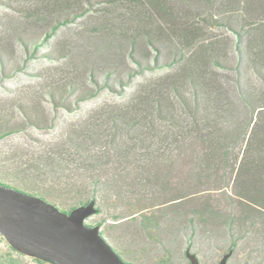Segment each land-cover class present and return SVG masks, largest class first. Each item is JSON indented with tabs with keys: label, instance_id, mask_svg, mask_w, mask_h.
I'll list each match as a JSON object with an SVG mask.
<instances>
[{
	"label": "rangeland",
	"instance_id": "rangeland-1",
	"mask_svg": "<svg viewBox=\"0 0 264 264\" xmlns=\"http://www.w3.org/2000/svg\"><path fill=\"white\" fill-rule=\"evenodd\" d=\"M161 1L174 20L160 17L148 0H0V135L8 132L0 139V183L44 194L62 212L79 206L91 187L82 185L72 146L85 134H105L107 111L171 74L153 66L154 55L177 58L186 33L194 47L223 39L227 25L264 19V0ZM132 40L133 56L149 70L139 72L131 61ZM128 68L138 73L129 77ZM173 195L172 186H143L121 198L99 191L100 211L84 222L98 226L126 264H189L187 251L198 264H218L229 252L226 264H264L263 242L253 234L241 237L222 219L191 216L202 206L230 209L225 196L201 192L176 205ZM0 264L47 263L15 251L0 235Z\"/></svg>",
	"mask_w": 264,
	"mask_h": 264
},
{
	"label": "trees",
	"instance_id": "trees-1",
	"mask_svg": "<svg viewBox=\"0 0 264 264\" xmlns=\"http://www.w3.org/2000/svg\"><path fill=\"white\" fill-rule=\"evenodd\" d=\"M148 4L162 18L176 17L161 0ZM226 28L223 39L194 47L191 34L181 35L177 58L161 62L154 55L153 66L171 74L137 100L107 111L105 134L74 142L82 185L91 187L80 205L97 202L99 191L121 198L143 186H172L176 205L216 192L230 209L202 206L191 216L222 219L235 235L253 234L264 246V19ZM137 44L129 42V57L139 72L149 70L133 56ZM127 70L129 77L138 73ZM235 247L234 239L228 250Z\"/></svg>",
	"mask_w": 264,
	"mask_h": 264
},
{
	"label": "water",
	"instance_id": "water-1",
	"mask_svg": "<svg viewBox=\"0 0 264 264\" xmlns=\"http://www.w3.org/2000/svg\"><path fill=\"white\" fill-rule=\"evenodd\" d=\"M96 213L93 200L62 212L40 197L0 183V235L15 251L47 264H126L98 226L85 224ZM229 255L218 264H226ZM186 257L189 264H198L188 251Z\"/></svg>",
	"mask_w": 264,
	"mask_h": 264
},
{
	"label": "flooded vegetation",
	"instance_id": "flooded-vegetation-1",
	"mask_svg": "<svg viewBox=\"0 0 264 264\" xmlns=\"http://www.w3.org/2000/svg\"><path fill=\"white\" fill-rule=\"evenodd\" d=\"M186 264H188V262Z\"/></svg>",
	"mask_w": 264,
	"mask_h": 264
}]
</instances>
